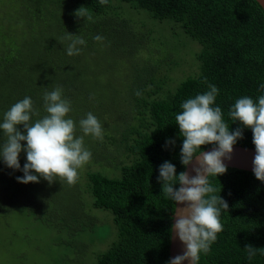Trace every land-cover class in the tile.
Returning <instances> with one entry per match:
<instances>
[{"label": "trees", "instance_id": "1", "mask_svg": "<svg viewBox=\"0 0 264 264\" xmlns=\"http://www.w3.org/2000/svg\"><path fill=\"white\" fill-rule=\"evenodd\" d=\"M81 7L86 15L77 17ZM165 19L199 47L172 43L167 32L180 29L166 30L160 24ZM96 35L104 39L96 41ZM76 38L85 44L69 56ZM262 84L264 9L257 0H0V123L26 96L39 114L32 120L42 118L45 92L60 87L70 101L66 118L76 122V137L84 135L79 121L88 113L103 129V140L84 135L92 155L72 185L59 177L19 183L24 173L0 159V213L35 210L38 220L49 207L57 209L58 195L69 189L68 214L82 231L105 229L95 211L109 213L105 220L115 237L94 264H168L176 204L163 194L158 176L165 161L177 175L186 168L175 122L181 104L214 85L213 106L221 108L230 131L242 129L236 144L255 148L252 130L228 113L244 96L258 102ZM5 140L0 129V146ZM19 162L22 169L23 151ZM209 180L229 207L221 209L222 231L198 264H264V182L234 167ZM247 245L257 249L254 256Z\"/></svg>", "mask_w": 264, "mask_h": 264}, {"label": "clouds", "instance_id": "2", "mask_svg": "<svg viewBox=\"0 0 264 264\" xmlns=\"http://www.w3.org/2000/svg\"><path fill=\"white\" fill-rule=\"evenodd\" d=\"M99 2L106 4L107 0ZM75 15H86L85 8H79ZM94 39L102 41L104 38L96 35ZM78 44L84 45L85 41L81 38L72 39L67 47L69 56L79 54ZM261 88H264V84ZM217 93L218 89L209 85L205 93L184 101L181 104L182 111L175 116L180 135L184 138L181 163L186 168L192 165L195 175L188 171L177 175L175 166L168 161L159 166L158 181L162 182L163 194L174 204L184 205L173 209L174 223L170 232L178 237L185 250L183 254L170 259L168 264H183L184 261L198 264L200 254L210 251L211 244L222 231L221 209L227 210L229 207L220 196L221 190L219 195L216 194L217 189L209 177L226 173L227 166L223 161L231 159L233 146L238 139L243 138V132L241 128L229 130V124L222 119L221 108L213 106ZM136 94L140 95L139 92ZM43 100L47 114L35 121L32 120L33 114H39L34 111L32 99L27 96L5 112L0 129L6 140L0 146V159L7 167L24 173L23 177H17L19 183H38L41 177L52 183L55 177H59L72 185L78 179V169L92 155L84 147V135L103 140L102 125L92 113H88L86 118L79 121V128L84 135L76 137V122L66 118L71 110L70 101L62 98V89L57 87L45 92ZM228 115L232 121H240L244 127L252 130L256 151L253 172L258 180L264 182V95L258 97V102L248 96L237 99ZM21 125L23 132L18 127ZM21 142H26V146ZM207 144L217 147L203 152L201 146ZM22 151L26 153V163L21 169L19 156ZM177 184L179 188L175 187ZM244 249L249 257L257 251L251 245Z\"/></svg>", "mask_w": 264, "mask_h": 264}, {"label": "rangeland", "instance_id": "3", "mask_svg": "<svg viewBox=\"0 0 264 264\" xmlns=\"http://www.w3.org/2000/svg\"><path fill=\"white\" fill-rule=\"evenodd\" d=\"M146 13L144 9H140L139 16L142 14L149 20ZM160 24L168 31H171V25L180 29L175 35L167 32L172 43L180 42L185 48L194 45L199 47L198 42L189 39L178 23L165 19ZM193 54L194 52L191 53L192 56ZM119 70L124 71L121 68ZM70 194L69 189H64L61 196L58 195L59 207H49L44 211L43 218L38 220L33 215L35 210L23 214L17 211L8 216L0 213V264H94L115 237L105 220L109 213L95 211L98 214L96 218L104 217L105 229L93 230L91 227L82 231L68 214Z\"/></svg>", "mask_w": 264, "mask_h": 264}, {"label": "water", "instance_id": "4", "mask_svg": "<svg viewBox=\"0 0 264 264\" xmlns=\"http://www.w3.org/2000/svg\"><path fill=\"white\" fill-rule=\"evenodd\" d=\"M257 2L264 9V0H257ZM214 147H217V146H211L203 150V152L211 151ZM255 154H256L255 148L235 144L233 146V152L231 154V159L230 160L224 159L223 162L225 163L227 167H234V168L253 172V160H254ZM185 171H188L191 175H195V173L192 172V165H189L187 168H185ZM175 207L182 208L184 207V205L176 204ZM173 223H174V213H173V218H172V224ZM184 250H185V246L183 245V243L178 239V237H175L174 234L171 233L169 261L175 256L183 254ZM183 264H189V261H184Z\"/></svg>", "mask_w": 264, "mask_h": 264}]
</instances>
